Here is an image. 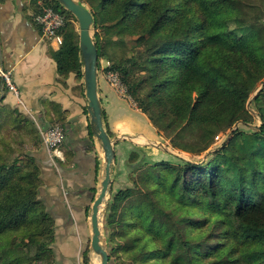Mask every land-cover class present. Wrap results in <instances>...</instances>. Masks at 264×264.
Here are the masks:
<instances>
[{"label": "trees", "instance_id": "1", "mask_svg": "<svg viewBox=\"0 0 264 264\" xmlns=\"http://www.w3.org/2000/svg\"><path fill=\"white\" fill-rule=\"evenodd\" d=\"M79 2L94 16L99 61L107 56L108 71L170 147L194 157L136 164L145 157L130 154L132 186L114 194L105 216L110 261L117 254V264H264V0ZM47 5L76 20L56 0ZM69 19L51 56L63 81L82 80ZM25 124L33 125L0 118V264H57L54 218L19 134ZM171 223L180 226L175 235Z\"/></svg>", "mask_w": 264, "mask_h": 264}, {"label": "crops", "instance_id": "2", "mask_svg": "<svg viewBox=\"0 0 264 264\" xmlns=\"http://www.w3.org/2000/svg\"><path fill=\"white\" fill-rule=\"evenodd\" d=\"M41 12L30 0H0V67L11 73L18 91H9L0 79V118L32 122L19 134L39 167V194L56 221V246H65L55 249L57 264H84L85 241L92 234L91 223L88 227L85 222L89 216L91 219L92 205L101 189L103 149L91 130L84 85L81 88L76 83L74 74L66 81L58 75L51 53L61 47L45 38L36 24ZM99 97L105 125L116 141L115 164L131 146H149L157 131L145 114L100 79ZM53 126L65 130L58 156L42 142V132ZM117 142L122 151H118ZM115 173L113 167L112 179ZM77 248L82 249L78 262L74 252L68 254Z\"/></svg>", "mask_w": 264, "mask_h": 264}, {"label": "water", "instance_id": "3", "mask_svg": "<svg viewBox=\"0 0 264 264\" xmlns=\"http://www.w3.org/2000/svg\"><path fill=\"white\" fill-rule=\"evenodd\" d=\"M70 12L79 25V49L83 62V85L88 102V112L93 135L101 144L104 157V175L100 192L92 205L91 250L99 258L100 264H110L109 251L102 245L101 208L111 192L113 167L115 165V140H112L105 127L102 102L99 97V53L92 36L94 16L79 0H56ZM258 90L256 95L259 93ZM237 127V125L235 126ZM118 141V140H117Z\"/></svg>", "mask_w": 264, "mask_h": 264}, {"label": "rangeland", "instance_id": "4", "mask_svg": "<svg viewBox=\"0 0 264 264\" xmlns=\"http://www.w3.org/2000/svg\"><path fill=\"white\" fill-rule=\"evenodd\" d=\"M33 2H36V6H34ZM49 2V0H30V3L33 5V7L36 9L37 6H39V9H47L50 8L49 5H47ZM51 2V1H50ZM38 9V10H39ZM37 10V11H38ZM62 17H64L65 20H67V18L69 19L70 17H68L66 14H60ZM226 18V12L222 13L221 19H220V24L221 26L224 28V19ZM71 20V19H69ZM73 21V20H71ZM76 29H79V25L77 20L73 21ZM37 24V23H36ZM97 32H100L99 30ZM95 28L93 26L92 28V36L93 38H95ZM111 66V61H109V59L107 58V56H102L100 58L99 61V79L101 81V83H105L106 85H109V87H111V89L113 88L115 91H117V96L119 95L120 97H123V95L121 94V90H124L125 93L127 94V88L125 85H123V83L121 82V78L119 76L118 73H114V72H109L108 69ZM111 75H113V77H111ZM75 78V81L77 84H80L81 88H83V79L79 80L76 78L75 75H73ZM70 77V76H69ZM68 77V78H69ZM115 78H117V86H114V84H116V80ZM127 96H129L127 94ZM256 96V94L254 95ZM131 98V103L134 105L135 108H138V104L135 102V100L129 96ZM139 109V108H138ZM257 125L261 124V119H259V117H257ZM239 126H241V124L237 125V127H235L233 129L236 130V128H239ZM241 128V127H240ZM245 130H250V128H244ZM156 130V129H155ZM157 131V130H156ZM154 138L152 139L153 141H150L148 144L149 146H145V150L139 148V146H131V150H129V152L127 151L126 155H124V153H121L119 155V157H117V164L114 165V169H116V173L114 174V178H113V184H112V188H111V192L107 197L106 202L104 203V205L101 208V228L103 231V237H102V245L104 246L105 249H107L108 251H111V247H109L107 240H106V235H105V231H106V213H107V206L109 201L112 199V197L114 196V194H116L120 189L122 188H127V187H131L132 186V176H131V172H133V168H131L129 161V156L131 153H133L136 150H140V154L143 155L145 158H141L138 160H134L136 164L138 163H144V162H160V161H167V162H171V163H179L181 161H185V160H191L193 161L194 157L190 154L184 153V152H180L178 150H173L170 145H169V141L166 140L163 135L159 134V132L157 131V133H154ZM230 138V135L228 136L227 134L225 135H221L220 137H218L216 144L213 146L212 149L218 148L220 147L224 142H226L228 139ZM118 146L117 149L119 148L118 151H122L121 150V143L117 142ZM212 149H210L209 151H211ZM208 153L204 154L203 156L200 157H196V160H200V159H207L208 158ZM144 196H146V194H144ZM54 233H55V243L53 244L54 249L57 248V250H60V247H65V246H56V239L57 236L59 235L57 233V228H56V221L54 220ZM86 226H90L91 223V219L90 216L89 218L86 219ZM167 224V223H166ZM171 223L170 225L168 224V228L171 230V232L175 235L177 234V230L179 229V225L175 224L173 225ZM91 238H92V234L89 236V239H87L85 242L87 244L86 250H88V256H89V264H100V260L99 258L93 253V251L91 250ZM177 251L180 253V255H185V246L182 243H179V245L177 246ZM73 252L75 253V261L78 262L80 261V256H82V249H76L75 251L72 252H68V254H73ZM110 264H117V254H113L112 260L110 261Z\"/></svg>", "mask_w": 264, "mask_h": 264}, {"label": "built area", "instance_id": "5", "mask_svg": "<svg viewBox=\"0 0 264 264\" xmlns=\"http://www.w3.org/2000/svg\"><path fill=\"white\" fill-rule=\"evenodd\" d=\"M52 8L42 9V12L36 16V23L41 28L43 35L51 42L58 46L63 44V36L60 31L64 28L66 20ZM113 77V75H111ZM0 79L11 92L18 93L12 80L11 73L0 67ZM117 86V78H115ZM124 98L131 100L124 90L120 91ZM65 141V130L61 126H53L42 132V142L45 148L55 156H58L59 149Z\"/></svg>", "mask_w": 264, "mask_h": 264}]
</instances>
